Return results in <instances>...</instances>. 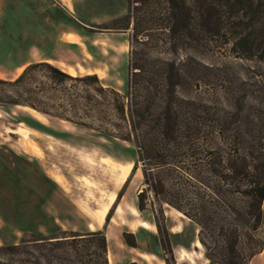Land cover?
<instances>
[{"label":"rangeland","instance_id":"rangeland-1","mask_svg":"<svg viewBox=\"0 0 264 264\" xmlns=\"http://www.w3.org/2000/svg\"><path fill=\"white\" fill-rule=\"evenodd\" d=\"M215 1L222 16L218 27L200 15L199 0H74L81 58L67 56L69 66L60 68L72 77L95 71L104 86L126 96L130 59L137 60L140 67L135 72L141 71L143 86L159 87L164 76L179 84L178 97L185 100L181 117L200 128L195 138L186 140L211 141L210 148H221L223 155L233 153L240 140L252 139L248 133L252 121L260 119L264 126V0H254L252 6L245 0ZM171 5L181 7L177 19L171 18ZM10 19L22 31L30 25L23 12ZM127 24L128 29H121ZM6 67L0 66L4 81H13L25 69ZM47 76L46 71L35 70L26 89L36 108L48 115L24 105L0 106V264H63L54 246L32 240L64 232L86 234L91 225L92 232H103L106 240L111 237L107 254L111 253L112 264H190L179 259L180 252L190 254L194 264H210L204 248L195 246L198 226L182 213L161 205L150 192L145 210L138 211L137 195L144 187L141 164L132 171L138 158L134 140L108 137L55 117L73 118L72 104L88 105V98H95L102 114L92 111L100 119H91L93 126L117 132L113 126H125L117 116L104 118L113 97L99 96L93 85L74 82L54 90ZM14 91L0 86L4 94ZM242 107L245 111L239 115ZM76 114L83 116L81 111ZM143 131L144 140H151L150 128ZM103 159L130 167L120 187L114 188L113 172ZM113 193L115 205H108ZM225 197L241 215L247 213V201L239 194ZM106 207L112 211L99 226L95 214ZM156 224L164 230L161 235ZM259 228L255 236L263 242L264 201ZM124 234L134 247L126 244ZM165 237L171 252L162 247ZM246 237L239 245L243 255L258 250V244ZM22 240L30 243L20 247ZM206 241L212 247V240Z\"/></svg>","mask_w":264,"mask_h":264},{"label":"trees","instance_id":"trees-1","mask_svg":"<svg viewBox=\"0 0 264 264\" xmlns=\"http://www.w3.org/2000/svg\"><path fill=\"white\" fill-rule=\"evenodd\" d=\"M245 1L249 6L254 3V0ZM140 2L141 0H135V3ZM215 2V0H199V9L202 17L206 16L213 27H218L222 16ZM181 5L185 7L184 2ZM169 9L171 18L177 19L179 16L177 10H181V7L171 5ZM128 27L127 24L121 29ZM137 34L135 30L134 36ZM139 67L137 60L133 61L131 58L129 92L124 96L115 89L104 86L95 74L72 77L48 63L30 64L13 81L0 79V86H8L15 90L14 94L0 92V106L24 105L48 115L44 109L36 108L26 89L31 73L39 68L46 71L47 79L54 90L68 82H74L88 87L93 85V91L99 96L111 95L113 102L107 103L104 118L109 117L108 114L117 116L125 125L123 128L113 126L117 132H112L106 127L93 126L91 119L93 121L100 119L92 116V111L102 114L101 102L95 98L89 97L88 105L70 106L74 111L73 118L79 119L77 121L65 116L55 117L98 131L108 137L123 141L134 140L138 158L132 171L137 170L138 165L141 164L144 187L137 195L138 211L145 210L146 192H150L161 205H169L198 226V241L204 248L205 257L210 264H248L253 256L264 249V243L255 236L262 223L264 201L262 122H259L260 119L255 123L252 121L249 124L251 131L248 126V133L252 135V139L240 140L235 151L225 155L221 153L223 150L219 147L210 148L208 145L211 141L208 144L205 140H186L195 138L200 128L197 122L188 123L187 119L181 117V104L185 100L178 97L179 84L173 82L171 77L164 76L159 87L149 84L143 86L139 79L141 71L135 72ZM142 92L146 95L142 96ZM36 94L39 95L41 92ZM77 98L82 97L77 95ZM78 111L82 112V117L76 114ZM244 111V107L239 108V115ZM145 126L151 130V140H144ZM234 193L247 201L248 211L245 215H241L231 207V202L226 201L225 195ZM111 211L112 208L105 221L108 220ZM159 212L164 217L163 210L160 209ZM156 227L161 235L164 230L157 224ZM127 235L129 234L123 235L124 241L134 247L135 242L127 241ZM244 236L258 244L257 251L243 255L239 245ZM207 238L212 240V247L208 246ZM32 241L54 246V250L60 252L58 259L62 260L63 264H109L107 240L101 231L86 234L64 232L63 236L36 238ZM28 243L30 242L22 240L20 247ZM161 243L165 251L171 252L167 237L163 238ZM11 249H19V246H13ZM165 263L168 264L167 261Z\"/></svg>","mask_w":264,"mask_h":264},{"label":"crops","instance_id":"crops-1","mask_svg":"<svg viewBox=\"0 0 264 264\" xmlns=\"http://www.w3.org/2000/svg\"><path fill=\"white\" fill-rule=\"evenodd\" d=\"M22 12L30 23L23 31L12 26L10 19ZM75 54L77 60L80 61L81 33L80 23L75 14L74 0H0V66H7L6 70L21 72L30 64L48 63L70 74L60 66H69L70 61L66 57ZM72 63L75 64L73 59ZM91 74L97 75L101 81L97 72L94 71ZM105 160L113 166L107 165ZM102 162L113 172L111 179L114 188L120 187L128 178L130 167L125 168L109 159H103ZM114 201L115 194L113 193L109 196L108 205H112ZM98 213L95 214V220L101 226L108 213V208ZM90 230L88 232L94 230L92 225ZM260 230L261 228L258 229ZM260 239L264 242V237ZM109 240L111 237L108 236V247ZM197 242L199 241H196L195 246ZM180 254L181 252L179 259ZM108 262L112 264L110 252ZM248 264H264V249L253 256Z\"/></svg>","mask_w":264,"mask_h":264},{"label":"bare ground","instance_id":"bare-ground-1","mask_svg":"<svg viewBox=\"0 0 264 264\" xmlns=\"http://www.w3.org/2000/svg\"><path fill=\"white\" fill-rule=\"evenodd\" d=\"M29 111H30V109H29ZM196 246L200 247L201 244L199 242H197ZM184 259L188 260L190 262V264H194V262L192 261V258L190 256H188L185 252H181L180 260H184Z\"/></svg>","mask_w":264,"mask_h":264}]
</instances>
